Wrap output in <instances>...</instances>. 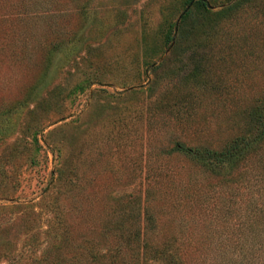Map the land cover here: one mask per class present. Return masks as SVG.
Masks as SVG:
<instances>
[{"label":"rangeland","instance_id":"rangeland-1","mask_svg":"<svg viewBox=\"0 0 264 264\" xmlns=\"http://www.w3.org/2000/svg\"><path fill=\"white\" fill-rule=\"evenodd\" d=\"M56 1L0 0V264H34L25 249L43 247L62 205H76L66 214L73 239L98 237L119 197L177 184L168 167L194 173L201 194L183 218L161 215V231H191L209 257L239 247V170L201 176L164 149L178 139L219 145L239 127V108L264 92V0L227 16L214 11L233 0L192 7L171 49L163 34L186 0ZM197 59L204 83L190 74ZM180 104L189 108L184 123Z\"/></svg>","mask_w":264,"mask_h":264},{"label":"trees","instance_id":"trees-1","mask_svg":"<svg viewBox=\"0 0 264 264\" xmlns=\"http://www.w3.org/2000/svg\"><path fill=\"white\" fill-rule=\"evenodd\" d=\"M66 2L58 0L56 6H63ZM186 2L188 3L180 13L177 23L163 34L164 46L168 49L181 43L180 33L192 7L210 10L207 0ZM244 4L250 5L252 0H233L214 12L227 16L238 6L239 9L242 8ZM161 55H154L149 62L153 70L162 59ZM201 59L195 60L190 74L198 76L204 83L209 77H206L207 68L203 67L206 64ZM183 106L186 109L179 115L183 116L182 120L178 119L182 123L186 122L184 119L189 114L188 104H180L178 109ZM239 113V127L217 146L205 142L187 143L178 139L164 149L166 154L174 152L187 159L194 165L195 173L201 176L223 177L239 170V187L244 189L239 192V247L217 246L209 257L205 247H199L189 241L192 237L191 231H161V215H174L175 212L181 213L178 216L183 218L182 213L186 207L192 209L191 200L201 194L199 187L194 186V173L182 174L184 172L181 168L168 167L164 170V175L175 176L178 183L173 186L163 184L156 193L149 187L142 197L137 193L119 197L111 206V217L105 218L99 227L98 237L81 233L77 239H73L69 232L71 220L66 214L76 205H62L57 212L50 215L51 229L38 240V244L42 243L43 247L37 254L33 247L26 248V259L34 264H60L61 256L64 258L63 264H206L211 258L214 264H264V92L253 98L249 104L241 106ZM259 164L262 165L260 172L247 175ZM72 175L75 174L71 173L70 176ZM253 183H257L255 193L251 192ZM175 187L189 191L181 199L170 198L169 189ZM48 189L49 186L44 187V190ZM240 193L244 194L243 197ZM228 207L227 205L222 209L223 213L231 210ZM86 219L88 221L87 217ZM52 223H55V226ZM64 252L67 253L66 257ZM19 257L20 255L18 260Z\"/></svg>","mask_w":264,"mask_h":264}]
</instances>
